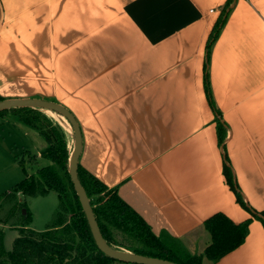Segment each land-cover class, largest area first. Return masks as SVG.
<instances>
[{
  "label": "crops",
  "instance_id": "1",
  "mask_svg": "<svg viewBox=\"0 0 264 264\" xmlns=\"http://www.w3.org/2000/svg\"><path fill=\"white\" fill-rule=\"evenodd\" d=\"M225 1L0 0V96L65 107L81 133L78 164L156 236L201 264H264L263 225L223 175L226 160L245 204L264 210V0H235L207 53ZM45 147L39 130L0 117V163L12 172L1 194L25 178L18 154ZM217 213L252 220L243 244L211 262L203 222Z\"/></svg>",
  "mask_w": 264,
  "mask_h": 264
},
{
  "label": "trees",
  "instance_id": "2",
  "mask_svg": "<svg viewBox=\"0 0 264 264\" xmlns=\"http://www.w3.org/2000/svg\"><path fill=\"white\" fill-rule=\"evenodd\" d=\"M234 2L235 0L225 1L209 36L207 53L223 27ZM204 88L210 106L215 109L209 88L207 66L204 73ZM1 100L3 98L0 96ZM8 114L24 120L39 130L46 142V147L39 154L28 150L17 157V164L25 178L6 194L11 203V210L16 211L20 218H24L20 210L25 206L18 202L17 193L27 197H39L55 192L59 205L43 231H35L28 228L26 224H20L16 228L19 236L14 240L11 251L4 249L3 232L0 229V264H109L116 262L97 249L74 192L68 175V164L72 152L69 134L52 117L36 108H12L0 112V117ZM217 135L219 142L222 143L225 128L220 122H217ZM77 175L89 198L100 232L110 246L176 264H201V258L186 253L175 238L168 234L156 236L145 221L118 196L116 189H108L79 164ZM223 175L226 184L235 194L237 203L249 210L252 218L258 219L264 228V210L256 213L245 204L237 188L232 169L226 160ZM7 219L4 221L5 224L8 223ZM27 219H29L28 214L25 220ZM251 220L247 219L242 223L234 224L221 213L206 219L203 222V228L209 235L210 242L205 250V258L208 261L217 262L243 244ZM115 234L127 240L128 245L117 243Z\"/></svg>",
  "mask_w": 264,
  "mask_h": 264
},
{
  "label": "water",
  "instance_id": "3",
  "mask_svg": "<svg viewBox=\"0 0 264 264\" xmlns=\"http://www.w3.org/2000/svg\"><path fill=\"white\" fill-rule=\"evenodd\" d=\"M12 108H36L45 113H55L61 116L69 125V130H64L69 134L72 143V152L68 164V175L72 183L74 192L78 198L82 212L88 223L92 238L97 249L106 257L122 263L127 264H176L167 260L147 257L139 254H135L122 249L113 248L103 238L99 226L96 222L92 207L90 205L89 198L82 187L78 175V160L82 148L81 133L79 125L73 115L62 105L37 98L27 99H3L0 101V112ZM48 114V113H47ZM25 214V210H22Z\"/></svg>",
  "mask_w": 264,
  "mask_h": 264
},
{
  "label": "rangeland",
  "instance_id": "4",
  "mask_svg": "<svg viewBox=\"0 0 264 264\" xmlns=\"http://www.w3.org/2000/svg\"><path fill=\"white\" fill-rule=\"evenodd\" d=\"M47 114V113H46ZM49 115V114H48ZM71 140V139H70ZM19 157L21 155L18 154ZM12 175V172H9L8 169H5L3 165L0 163V229L3 232V247L5 250V244L11 248L13 247L14 240L11 244V238L13 235H17L13 231L12 225H20V224H26L28 228H33L37 231H43L46 227V224L49 223V221L52 218L53 213L56 211L58 207V199L57 195L52 192L45 196H39V197H24L23 198V204L25 207L21 208L20 214L23 215V219L19 217L14 216V212L11 210V204L9 200L6 197V194L12 189H10L8 192L1 194L2 191H4V187L6 185H9L11 183L10 176ZM14 181V180H13ZM9 198V197H8ZM22 210H25L26 213L24 214ZM26 214H28L29 219L25 220ZM8 218V219H7ZM28 218V217H27ZM7 219V224L4 223V221ZM18 228V227H17ZM18 232V230H17ZM115 241L119 244H125L128 245V241L123 239L120 235L115 234ZM11 248H9L11 250ZM117 262V261H116Z\"/></svg>",
  "mask_w": 264,
  "mask_h": 264
},
{
  "label": "bare ground",
  "instance_id": "5",
  "mask_svg": "<svg viewBox=\"0 0 264 264\" xmlns=\"http://www.w3.org/2000/svg\"><path fill=\"white\" fill-rule=\"evenodd\" d=\"M49 114L50 117H52L57 123H59L63 128H65L66 130H69V125L67 124V122L59 115L55 114V113H50L47 112Z\"/></svg>",
  "mask_w": 264,
  "mask_h": 264
},
{
  "label": "built area",
  "instance_id": "6",
  "mask_svg": "<svg viewBox=\"0 0 264 264\" xmlns=\"http://www.w3.org/2000/svg\"><path fill=\"white\" fill-rule=\"evenodd\" d=\"M214 12V10H210V13H213Z\"/></svg>",
  "mask_w": 264,
  "mask_h": 264
}]
</instances>
